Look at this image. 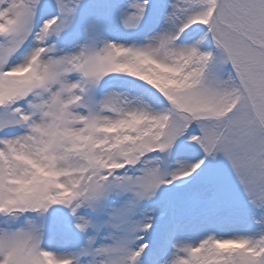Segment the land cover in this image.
<instances>
[{"label": "snow or ice", "instance_id": "obj_1", "mask_svg": "<svg viewBox=\"0 0 264 264\" xmlns=\"http://www.w3.org/2000/svg\"><path fill=\"white\" fill-rule=\"evenodd\" d=\"M0 264H264V0H0Z\"/></svg>", "mask_w": 264, "mask_h": 264}]
</instances>
